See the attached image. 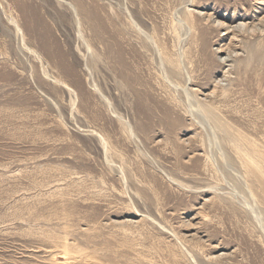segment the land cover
<instances>
[{
  "label": "rangeland",
  "instance_id": "obj_1",
  "mask_svg": "<svg viewBox=\"0 0 264 264\" xmlns=\"http://www.w3.org/2000/svg\"><path fill=\"white\" fill-rule=\"evenodd\" d=\"M0 264H264V0H0Z\"/></svg>",
  "mask_w": 264,
  "mask_h": 264
},
{
  "label": "bare ground",
  "instance_id": "obj_2",
  "mask_svg": "<svg viewBox=\"0 0 264 264\" xmlns=\"http://www.w3.org/2000/svg\"><path fill=\"white\" fill-rule=\"evenodd\" d=\"M151 47V46H150ZM150 49V48H149ZM152 50V49H151ZM160 52V51H159ZM156 55V54H155ZM162 58V57H161ZM158 59V58H157ZM229 59V58H228ZM230 60V59H229ZM176 66V65H175ZM176 70V69H175ZM162 71V70H161ZM176 72V71H175ZM160 73V72H159ZM163 74V76H164V73H162ZM168 75V74H167ZM166 77V76H165ZM168 78V77H167ZM167 78H166V81H167ZM170 79V78H169ZM171 80V79H170ZM172 81V80H171ZM174 83V82H173ZM189 83V82H188ZM118 85H119V83H118ZM171 86V85H170ZM173 89V88H172ZM175 89V88H174ZM223 89H225L226 90V88H223ZM176 90V89H175ZM192 115V114H191ZM251 145H252V147H254V146H256L257 144L256 143H250Z\"/></svg>",
  "mask_w": 264,
  "mask_h": 264
}]
</instances>
